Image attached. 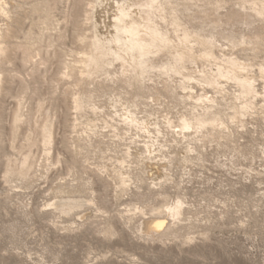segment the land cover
I'll use <instances>...</instances> for the list:
<instances>
[{"label":"rangeland","instance_id":"obj_1","mask_svg":"<svg viewBox=\"0 0 264 264\" xmlns=\"http://www.w3.org/2000/svg\"><path fill=\"white\" fill-rule=\"evenodd\" d=\"M0 80V264H264V0H0Z\"/></svg>","mask_w":264,"mask_h":264},{"label":"bare ground","instance_id":"obj_2","mask_svg":"<svg viewBox=\"0 0 264 264\" xmlns=\"http://www.w3.org/2000/svg\"><path fill=\"white\" fill-rule=\"evenodd\" d=\"M0 81H2V80H0ZM1 116V115H0ZM7 120V119H6ZM9 120V119H8ZM0 121H1V118H0ZM24 121H25V123H27L28 125H29V120H28V118H24ZM22 122V121H21ZM48 122H50V117L48 116V117H46V118H44L43 120H41L40 122H37L34 126H32V127H30L29 129L27 128V130L25 131V135H26V138H27V141H28V143H27V141H26V143L24 144V143H22V144H20L19 145V143H17V141H16V143L17 144H15V145H13V148L15 149V151H17V156L16 157H13V158H9L10 160H8V167H9V169H11V168H13V169H16V170H18V172L19 173H21V174H24V173H26V168L30 165L29 164V161L32 159V155H31V152L32 151H30L29 150V148H28V146H29V144H30V146H34L36 143H37V141L38 140H43V141H45V140H47V136H48V133L47 132H44V125L46 124V123H48ZM4 123V122H3ZM17 123V122H16ZM21 124V123H20ZM8 125H10V124H8ZM14 125H12V127H13ZM17 126V125H16ZM15 127V126H14ZM22 127V126H21ZM188 127H190V123H188V122H186V123H184V128H188ZM3 128V127H2ZM1 128V126H0V136L2 135V133H3V129ZM5 129V128H4ZM12 129V128H11ZM15 129V128H14ZM24 129V128H23ZM39 130H41V132H37V133H34V132H36V131H39ZM5 131H6V129H5ZM13 131V130H12ZM7 134V133H6ZM13 135V134H12ZM8 136V135H7ZM1 138V137H0ZM4 138V137H3ZM16 138V137H15ZM25 138V139H26ZM6 139H8V138H6ZM12 139V138H11ZM9 140V139H8ZM11 141V140H10ZM7 142V141H6ZM20 142H23V141H20ZM1 143V142H0ZM7 143H9V142H7ZM39 143V142H38ZM41 143V142H40ZM4 145V144H3ZM10 146V144H7V146ZM12 145V144H11ZM1 146V145H0ZM6 146V147H7ZM42 147V146H41ZM35 148V147H34ZM2 149V148H1ZM13 149V150H14ZM35 150V149H34ZM14 151V152H15ZM13 152V151H12ZM7 153V152H6ZM14 154V153H13ZM8 155V154H7ZM42 155V154H41ZM38 156V155H37ZM8 157V156H7ZM42 158V157H41ZM33 162H34V159H33ZM76 201V200H75ZM66 204H68V203H62V206L64 205V206H66ZM74 205V204H73ZM71 207V206H70ZM70 207L69 208H62V210L63 211H71V209H70Z\"/></svg>","mask_w":264,"mask_h":264}]
</instances>
